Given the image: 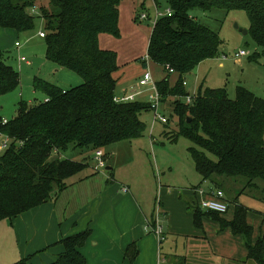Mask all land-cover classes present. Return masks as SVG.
Here are the masks:
<instances>
[{"label": "trees", "instance_id": "trees-1", "mask_svg": "<svg viewBox=\"0 0 264 264\" xmlns=\"http://www.w3.org/2000/svg\"><path fill=\"white\" fill-rule=\"evenodd\" d=\"M126 0H0V28L18 35L35 32L37 20L44 22L47 59L78 74L84 83L63 91L50 82L35 79L37 89L48 100L31 106L22 102L18 115L0 124V133L11 141L0 155V222L11 220L51 201L52 195L68 187L89 165L53 155L75 148L105 150L121 142L140 139L146 131L143 112L150 105L140 100L115 101L120 69L116 51L105 49L104 35L121 38L120 6ZM145 10L154 5L170 15L159 17L149 40L148 58L179 75L175 87L168 80L157 84L162 103L175 99L178 133L193 146L188 149L203 182L224 191L228 179L247 180L246 187L257 188L264 180V99L239 86L235 98L226 89L200 86L190 104L184 85L186 76L203 62L215 58L223 45L220 35L193 16L223 10L226 14L244 11L250 20L249 34L264 55V0H133ZM150 19V18H148ZM259 54L251 58L258 62ZM147 67V62L142 63ZM21 84L20 73L0 52V98ZM189 119L191 121H189ZM168 124V123H166ZM214 179L222 180L216 183ZM212 190L208 191L209 193ZM237 197L232 220L217 212L204 211L198 202H188L198 231H205V217L218 220L223 229L240 237L247 250L245 263L264 264V220L259 234L249 219L250 209ZM227 212V213H228ZM226 213V214H227ZM156 220H153L155 226ZM92 230L65 237V251L53 264H87L81 249ZM139 255L137 243L125 251L133 264ZM13 264H31L22 259ZM185 264V261H180Z\"/></svg>", "mask_w": 264, "mask_h": 264}, {"label": "rangeland", "instance_id": "rangeland-1", "mask_svg": "<svg viewBox=\"0 0 264 264\" xmlns=\"http://www.w3.org/2000/svg\"><path fill=\"white\" fill-rule=\"evenodd\" d=\"M163 11L164 9L161 10V12ZM120 13L121 38L104 35L101 39L105 49L116 51L119 56L120 69L114 74L118 82L117 92L125 91L126 93L127 91V94H130L145 72H150L155 84L168 80L170 87H175L179 75L166 72L163 67L147 58L149 40L157 14L156 7L149 5L143 10L139 2L126 0L120 6ZM143 14L148 15L150 19H142ZM193 16L203 25L217 32L223 45L215 58L205 61L186 77L189 83L187 88L191 94L196 95L203 83L204 88L226 89L232 99L235 98L239 86L264 99V55L251 35L244 34V31L249 32L251 26L247 14L244 11H233L226 14L223 10L215 9L207 14L195 11ZM41 31H45L44 22L37 20L35 32L18 35L16 42L20 43L19 48L14 45L15 39L4 38V45L0 52L7 58V63L20 73L21 84L15 91L0 98V124L15 118L22 102L34 106L47 101V94L35 86L37 78L57 85L63 91H68L84 83V80L75 72L62 68L47 59L45 40L38 36ZM242 50L247 51L248 56L243 57L242 60H236V54ZM257 54L261 57L258 62H254L251 58ZM144 61L147 62L146 68L142 65ZM199 82L200 85H198ZM149 95L150 93H146L137 99L148 103ZM174 100L170 98L160 105L159 114L168 119V124L156 121L152 111L143 112L141 118L147 126L144 136L120 144V146L116 144L115 147L124 146L129 150L128 153L127 150L121 148L119 157H113L112 151L114 150L107 148L105 150L106 165L100 168V171L106 173V166L113 164L115 160L118 164L122 163L125 154H131V149L134 155L133 160L126 163L127 165L120 164L117 174L125 186H131L132 183L133 192H140L147 198H151V211L154 210V214L159 209V196L162 187L169 185L181 191L187 186L190 187L191 184L194 185L196 181L199 185L202 180L196 172L194 161L188 151L193 146L192 142L182 136L175 141L172 139V136H176L178 133V117L174 114ZM182 101L186 103V99H182ZM2 140L4 139L0 138V142ZM10 144L11 141L8 148ZM95 154L96 151L93 148L79 149L71 146L67 151L60 153L63 157L54 154L53 158H72L73 161L87 163L89 167L85 173H93L92 171L95 172L94 168L98 165ZM78 178L79 176L71 183L77 182ZM246 186L247 180L245 179L238 181L228 179L223 184V193L228 204L238 197L239 202L250 209L249 219L258 235L264 220V180L257 181V188ZM81 202V200H77V205ZM234 214L235 208L230 206L229 212L222 215L221 218L230 221ZM161 219L163 220V215ZM203 221L206 234L213 239L214 243L216 242L215 244L220 245L213 251L219 258L217 260L214 257L213 264H221L218 261L230 258L236 248H231L228 243L222 244L223 241L228 236L238 238L234 237L230 229H223L218 220L205 217ZM164 236L165 239L160 245V252L163 256L179 255L188 251L185 238ZM238 240L247 255L244 242L241 239ZM211 248L213 249L212 242ZM251 264L254 263L251 262Z\"/></svg>", "mask_w": 264, "mask_h": 264}, {"label": "crops", "instance_id": "crops-1", "mask_svg": "<svg viewBox=\"0 0 264 264\" xmlns=\"http://www.w3.org/2000/svg\"><path fill=\"white\" fill-rule=\"evenodd\" d=\"M40 33L38 36L42 38ZM5 37L15 39V47L21 46L16 42L18 34L15 31L0 28V51ZM185 81L186 90L194 97L187 88L188 79ZM202 85L203 83L200 86ZM127 93L116 91V96L123 97ZM125 142L118 143L117 146ZM121 148L127 150L128 147ZM121 148L113 145L108 149L114 150L113 157H119ZM105 150L102 152L106 163ZM130 152V155L125 154L122 163L118 164L115 160L113 164L106 166V173L97 169L96 165L95 172H83L74 183L71 181L75 178L69 180L68 187L62 192L54 193L50 202L11 220L0 222V264H13L22 259H29L31 264H53L65 251L60 243L62 239L87 229L92 230V236L81 249L87 264H132L125 257V251L134 242L137 243L139 255L133 264H180V261H185V264H213L214 257L217 258L213 251L220 245L215 244L205 231L196 229L188 202L195 199L199 204L203 196L198 191L203 189L208 193L216 190L214 184L201 180V185H198L196 181L194 185L191 184L181 191L166 185L160 190L159 209L154 214V210L151 211V198L140 192H133L132 183L131 186H125L117 174L120 164L127 165L126 163L133 160L131 149ZM214 181L219 184L222 180ZM77 200H81V204L77 205ZM160 215H163V220ZM154 218L155 226L152 224ZM158 225L163 228V241L164 235L185 238L188 251L179 255L163 256L160 252L163 241L153 232ZM238 239L226 237L222 244L228 243L231 248H236L230 258H220L218 263L251 264L244 262L246 254Z\"/></svg>", "mask_w": 264, "mask_h": 264}, {"label": "built area", "instance_id": "built-area-1", "mask_svg": "<svg viewBox=\"0 0 264 264\" xmlns=\"http://www.w3.org/2000/svg\"><path fill=\"white\" fill-rule=\"evenodd\" d=\"M156 11H157V14H156V19L154 22H156V20L159 17L171 14V10L161 12L158 9H156ZM142 19L144 20L148 19V15L143 14ZM40 36L44 38L45 34L40 33ZM17 45H19V43H17ZM246 56H248V52L245 50H242L238 52L235 57L238 60ZM167 70L169 71V73H174L172 69L167 68ZM184 85H186V81ZM146 93H150V95L148 96V103L150 105L151 111L154 112L155 114L154 119H156V121H159L162 124L168 123V119L164 115L162 116L159 114L160 105L162 104L161 94L158 90L157 84L154 83L153 77L150 74V72L144 73L143 77L139 80L138 84L132 88V91L130 94H127L123 97L116 96L115 101L118 103L137 101L138 100L137 98L142 97ZM192 99L193 97L191 96L187 97L186 103L190 104L192 102ZM2 124L5 125L7 124V122L4 121V123ZM0 137H4V140L0 143V154H1L5 149L8 148V144L10 140L6 138L5 136H3L1 133H0ZM103 157H104V154L102 150L96 152V160L98 163L97 169L105 167V162L103 160ZM198 193L203 196V198H201L199 202V206L202 210L210 211V212H217L219 214H226L228 212L229 204L228 202L225 201V196L222 191L212 190L210 193L209 192L207 193L203 189H201L200 191H198ZM153 232L160 238V241L162 242L163 241V237H162L163 228L158 225L153 230Z\"/></svg>", "mask_w": 264, "mask_h": 264}, {"label": "water", "instance_id": "water-1", "mask_svg": "<svg viewBox=\"0 0 264 264\" xmlns=\"http://www.w3.org/2000/svg\"><path fill=\"white\" fill-rule=\"evenodd\" d=\"M236 28H238V25H236ZM244 34L247 35L248 31H244ZM189 121H191V120L189 119Z\"/></svg>", "mask_w": 264, "mask_h": 264}]
</instances>
